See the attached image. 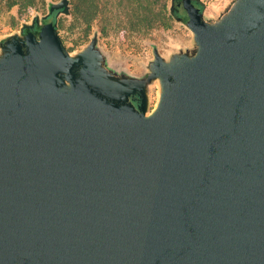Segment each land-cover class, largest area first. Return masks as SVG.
Returning a JSON list of instances; mask_svg holds the SVG:
<instances>
[{"label":"water","instance_id":"obj_1","mask_svg":"<svg viewBox=\"0 0 264 264\" xmlns=\"http://www.w3.org/2000/svg\"><path fill=\"white\" fill-rule=\"evenodd\" d=\"M195 17L199 51L157 58L148 116L140 85L71 58L54 26L6 41L0 264H264V0Z\"/></svg>","mask_w":264,"mask_h":264},{"label":"rangeland","instance_id":"obj_2","mask_svg":"<svg viewBox=\"0 0 264 264\" xmlns=\"http://www.w3.org/2000/svg\"><path fill=\"white\" fill-rule=\"evenodd\" d=\"M67 1V10L58 9L56 31L65 50L71 58L94 53L97 57L98 72L108 81L124 85H140L146 95V115L152 114L158 106L163 85L155 74L157 58L171 67L182 61H191L199 51V44L188 24L172 17L166 26L145 30L141 23L136 28L126 25V35L108 31L103 33L96 20L89 28L84 23L75 22L70 12L68 0H45L37 2L31 9H21L19 5L9 6L7 0H0V59L6 49L4 43L10 38H22L21 32L34 23L43 25L49 19L50 9ZM168 0V15L172 9ZM204 11L214 16H228L236 7L235 0H201ZM69 87V82L66 81Z\"/></svg>","mask_w":264,"mask_h":264},{"label":"trees","instance_id":"obj_3","mask_svg":"<svg viewBox=\"0 0 264 264\" xmlns=\"http://www.w3.org/2000/svg\"><path fill=\"white\" fill-rule=\"evenodd\" d=\"M43 1L45 0H7V3L9 6L19 5L21 9H31L37 2ZM68 2L75 22H82L89 28L90 23L96 20L101 24L103 33L113 31L123 36L128 32L126 25L129 30V25L136 28L142 23L143 28L149 31L166 26L172 17L184 22L188 19L195 20L197 10L203 12L205 8L201 0H192L195 10L187 7L184 0H173L168 15V0H68ZM57 11L58 9H55L50 14L51 21H48L47 25L54 26L55 29ZM25 31L28 32V29Z\"/></svg>","mask_w":264,"mask_h":264},{"label":"flooded vegetation","instance_id":"obj_4","mask_svg":"<svg viewBox=\"0 0 264 264\" xmlns=\"http://www.w3.org/2000/svg\"><path fill=\"white\" fill-rule=\"evenodd\" d=\"M185 1V0H184ZM191 2H192V0H191ZM179 5H180V3H179ZM194 5V8H191V9H193V10H195V4H193ZM48 20H46L44 23H43V25H39L38 23H34V25L33 26H31V28L30 29H28V32H26L25 31V29H23L22 30V32H21V36H22V38H19V40H25L26 39V36L29 34V33H33L34 35H35V37H38V35H39V33H40V31H41V29L43 28V27H46L47 25H48ZM11 39V38H10ZM9 39V40H10ZM8 44H10V42L8 43ZM6 42L4 43V47H7V45H8ZM7 51V50H6ZM76 59V58H75ZM83 67H85V60H83L81 63L79 62L78 63V65L76 66V68H75V70H74V74H75V79H76V73L78 72V71H80ZM129 103H132V104H135L134 102H132L131 100H129L128 101Z\"/></svg>","mask_w":264,"mask_h":264},{"label":"crops","instance_id":"obj_5","mask_svg":"<svg viewBox=\"0 0 264 264\" xmlns=\"http://www.w3.org/2000/svg\"><path fill=\"white\" fill-rule=\"evenodd\" d=\"M242 0H235L236 7L238 6L239 2ZM235 7V8H236ZM233 9V11L235 10ZM233 12H231L228 16L222 15V16H214L212 14H207L206 11L203 10L202 12V19L205 23L211 25V26H221L223 21L226 19V17H229Z\"/></svg>","mask_w":264,"mask_h":264},{"label":"bare ground","instance_id":"obj_6","mask_svg":"<svg viewBox=\"0 0 264 264\" xmlns=\"http://www.w3.org/2000/svg\"><path fill=\"white\" fill-rule=\"evenodd\" d=\"M160 103V102H159ZM158 106H159V104H158ZM158 106L156 107V109L158 108Z\"/></svg>","mask_w":264,"mask_h":264}]
</instances>
